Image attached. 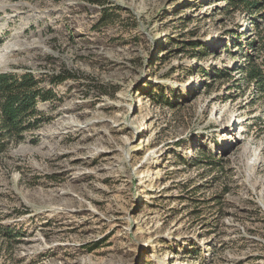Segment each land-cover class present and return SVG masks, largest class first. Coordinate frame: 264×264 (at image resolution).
<instances>
[{"label":"rangeland","instance_id":"1","mask_svg":"<svg viewBox=\"0 0 264 264\" xmlns=\"http://www.w3.org/2000/svg\"><path fill=\"white\" fill-rule=\"evenodd\" d=\"M261 2L0 0V72L55 95L0 148V264H264Z\"/></svg>","mask_w":264,"mask_h":264},{"label":"trees","instance_id":"2","mask_svg":"<svg viewBox=\"0 0 264 264\" xmlns=\"http://www.w3.org/2000/svg\"><path fill=\"white\" fill-rule=\"evenodd\" d=\"M262 0H231L241 3L247 10L262 6ZM249 48L254 50V41H247ZM68 73L58 78H51L52 83L62 81ZM242 79L255 85L257 92L264 98V60L257 62L246 56ZM38 80L30 72H0V148L6 142L3 139L21 137L23 130L34 126L40 119L39 112L34 108L38 100L45 101L55 97L50 89L39 87ZM6 235H9L8 228Z\"/></svg>","mask_w":264,"mask_h":264}]
</instances>
